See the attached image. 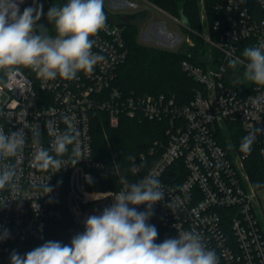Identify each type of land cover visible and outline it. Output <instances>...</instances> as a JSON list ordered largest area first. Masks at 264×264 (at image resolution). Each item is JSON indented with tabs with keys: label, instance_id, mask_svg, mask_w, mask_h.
Listing matches in <instances>:
<instances>
[{
	"label": "built area",
	"instance_id": "built-area-1",
	"mask_svg": "<svg viewBox=\"0 0 264 264\" xmlns=\"http://www.w3.org/2000/svg\"><path fill=\"white\" fill-rule=\"evenodd\" d=\"M30 1L17 0L21 14ZM245 1L223 0L218 5L222 14L214 26L215 36L206 40L209 51L201 65L182 63L183 70L201 85L183 106L165 95H129L115 85L128 48L124 28L105 8L106 26L92 38V52L104 60L93 73L80 72L75 80L57 77L50 81L38 78L31 69L20 70L12 81L5 75L0 81V126L6 133L25 127L28 138L17 166L20 192L15 197L7 190L0 192V200L17 199L4 206L0 203V235L4 230L9 233L0 239V264H11V253L21 254L24 242L51 224L63 228L70 246L73 237L85 231L87 218L101 215L114 203L111 195L125 187L120 183L125 175H119L118 189L93 188L95 173L106 166L94 155L96 115L111 128L118 127L123 117L167 123V142H156L148 152L132 158L131 168L136 166L137 172L130 171L131 178L125 176L129 183L149 174L161 182L164 198L153 205L147 221L158 231L155 243L195 231L207 248L215 251L218 264H264V186H253L244 164L248 155L240 151L242 138L253 127L264 129V87L248 81L238 83L243 65L236 69L228 66L230 59H243L246 47L264 45V0H254L263 13L261 18L251 14ZM126 5L139 7L130 2ZM159 27L168 38L167 44L157 41L160 46L171 49L183 44L178 34ZM34 34H39L36 25ZM65 116L74 122L79 132L77 143L87 157L54 174L32 168L38 147L29 129L39 127V147L51 151L53 137L45 122L54 121L63 132ZM256 142L264 159V132ZM72 147L63 159H69ZM86 176L91 177V183ZM45 183L52 188L46 195ZM130 207L139 212L146 209L145 205Z\"/></svg>",
	"mask_w": 264,
	"mask_h": 264
},
{
	"label": "clouds",
	"instance_id": "clouds-1",
	"mask_svg": "<svg viewBox=\"0 0 264 264\" xmlns=\"http://www.w3.org/2000/svg\"><path fill=\"white\" fill-rule=\"evenodd\" d=\"M42 14V6L25 8L21 14L17 0H0V71L9 81L20 74L21 68L31 69L44 81L57 77L75 80L80 72L93 73L95 66L104 60L102 55L92 52L95 44L92 38L106 26L104 0H68L62 7L52 6L47 18L54 22L55 38L34 34ZM242 57L228 61L232 69L238 65L244 67L237 82L248 81L264 87V45L246 47ZM64 120L66 128L63 132L58 131L54 121L45 122V128L53 137L51 151L39 147L40 128L29 129L32 142L38 147L31 160L32 168L44 172L51 170L54 174L87 157L77 143L79 132L74 122L67 116ZM24 129L6 133L0 126V192L7 190L13 197L20 192L17 166L28 138ZM261 132L264 129L253 127L242 138L240 151L251 154ZM70 145L72 152L65 160L63 157L68 154ZM130 170L135 174L137 167ZM86 179L91 183V177L86 176ZM120 183L125 187L111 195L114 203L101 215L89 216L85 231L73 237L70 246L48 241L24 256L13 251L11 264H218L215 251L208 249L195 231H183L175 238L155 243L158 231L147 221L153 214V205L164 198L157 177L149 174L129 183L122 176ZM42 187L44 195L52 191L48 183ZM9 200L17 199L5 197L0 203L4 206ZM130 205H145L146 209L139 212ZM8 235L4 230L0 239H6Z\"/></svg>",
	"mask_w": 264,
	"mask_h": 264
},
{
	"label": "trees",
	"instance_id": "trees-1",
	"mask_svg": "<svg viewBox=\"0 0 264 264\" xmlns=\"http://www.w3.org/2000/svg\"><path fill=\"white\" fill-rule=\"evenodd\" d=\"M50 1L52 4L42 9V15L46 18L49 9L54 6V0ZM149 1L171 16L183 21L190 30L201 29L197 0ZM67 2L68 0H64L61 7ZM207 2L211 34L214 37L215 23L222 14L218 5L223 4V0H207ZM245 3L252 15L258 18L263 17L261 9L254 0H247ZM122 27L128 48V58L119 69L115 85L129 95L132 93L137 95H165L168 99H174L175 104L179 106L190 102L195 91L201 85L183 70L182 63L189 61L196 66L201 65V57L198 55V52L201 53L199 46L195 42L191 43V41L186 43L192 54L145 46L139 42V27L137 25L126 23ZM49 31L53 35L57 34L54 22L49 23ZM20 70L27 71L29 69L21 68ZM4 77V72L0 71V81H3ZM166 131V122L128 117H123L118 127L111 128L107 121L100 120L96 115L93 124L94 155L98 160H106L107 165L103 170L95 173L93 188L97 190L118 189L119 175L132 177L130 172L132 158H138L141 154L148 152L156 142L166 143L168 138ZM260 148L261 145L255 142L251 154H248L244 160L255 188L264 186V159L261 156ZM156 160L157 157L151 161L155 162ZM257 184L260 186L256 187ZM48 241H57L62 245H68L63 228L60 225L51 224L47 228L33 233L29 240L24 242V248L20 255L24 256Z\"/></svg>",
	"mask_w": 264,
	"mask_h": 264
},
{
	"label": "rangeland",
	"instance_id": "rangeland-1",
	"mask_svg": "<svg viewBox=\"0 0 264 264\" xmlns=\"http://www.w3.org/2000/svg\"><path fill=\"white\" fill-rule=\"evenodd\" d=\"M64 0H54L53 5L57 7H61ZM107 1L105 0V3L107 4ZM112 2L114 0H111ZM124 2H130V3H136L139 5L138 8H132L130 6H126V3ZM49 4H52L50 0H31L28 4V7H39L42 6V9L44 7L47 8ZM115 4L118 5V7L124 8L125 11H129L130 13L134 14H140V12H147V17L145 20H141V26L139 27V42L145 46L150 47H156V48H163L170 51H182L185 53L192 54L191 50H189V47L186 45L187 42L193 43L195 42L200 49L201 53L198 55L201 57H205L208 53V46L206 43V40L211 36V27H210V17H209V8L207 0H197L199 15H200V21H201V29L200 30H190V28L186 27L184 25L183 21H178L173 18L170 14L166 13L162 9H160L157 5L153 4L149 0L144 2L143 0H117ZM27 7V8H28ZM144 10V11H143ZM140 19V18H139ZM48 18L41 16L40 20L37 21L36 26L39 28V35L55 38L57 35L51 34L49 29L47 28L49 24ZM163 25L166 30L171 34H178L183 39V44L179 45L177 48H167L160 46L157 41L161 42L162 44H167L168 38L166 37V34L161 32V27H154V30H151L150 28L153 25ZM151 30V31H150ZM199 32V33H198ZM193 45V44H192ZM193 51V50H192ZM106 165L107 161L104 160Z\"/></svg>",
	"mask_w": 264,
	"mask_h": 264
},
{
	"label": "crops",
	"instance_id": "crops-1",
	"mask_svg": "<svg viewBox=\"0 0 264 264\" xmlns=\"http://www.w3.org/2000/svg\"><path fill=\"white\" fill-rule=\"evenodd\" d=\"M116 1L117 0H114L112 2L111 0H109V1H107V4H106L105 0H104V8L106 10H108V12L110 13L111 17L115 20V22L118 23L121 26L123 24H126V23H132V24H135L138 27H140L141 26L140 22H141V20H145L146 19L147 12H145L144 10H143L144 12H140V14L130 13L129 11L127 12L124 9L125 7L124 8L118 7V5L115 4ZM159 26H160V24H158V25L154 24L150 29L154 30V27L157 28Z\"/></svg>",
	"mask_w": 264,
	"mask_h": 264
}]
</instances>
